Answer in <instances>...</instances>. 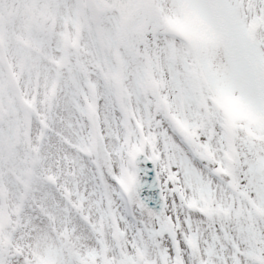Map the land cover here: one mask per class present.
Segmentation results:
<instances>
[{"label":"snow or ice","instance_id":"1","mask_svg":"<svg viewBox=\"0 0 264 264\" xmlns=\"http://www.w3.org/2000/svg\"><path fill=\"white\" fill-rule=\"evenodd\" d=\"M0 264H264V0H0Z\"/></svg>","mask_w":264,"mask_h":264}]
</instances>
